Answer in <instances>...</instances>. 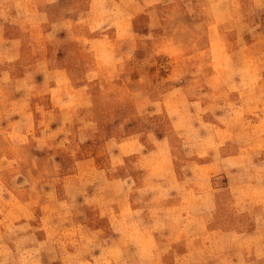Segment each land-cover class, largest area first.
<instances>
[{
    "label": "rangeland",
    "instance_id": "obj_1",
    "mask_svg": "<svg viewBox=\"0 0 264 264\" xmlns=\"http://www.w3.org/2000/svg\"><path fill=\"white\" fill-rule=\"evenodd\" d=\"M0 264H264V0H0Z\"/></svg>",
    "mask_w": 264,
    "mask_h": 264
}]
</instances>
